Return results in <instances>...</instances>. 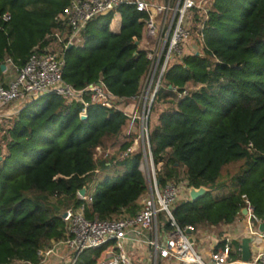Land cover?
I'll return each mask as SVG.
<instances>
[{
    "label": "trees",
    "instance_id": "trees-1",
    "mask_svg": "<svg viewBox=\"0 0 264 264\" xmlns=\"http://www.w3.org/2000/svg\"><path fill=\"white\" fill-rule=\"evenodd\" d=\"M67 4L0 0V16L10 15L0 22V64L9 57L22 66L35 47L55 51L54 39L46 37L59 29L55 18ZM237 6L239 0H214L202 52L166 68L151 106L148 140L154 164H161L157 181H185L188 188L207 190L173 209L180 227L231 225L243 218L246 202L264 222V0H249L236 12ZM118 13V31L111 30L113 14L100 17L104 22L94 33L88 27L98 19L65 51L63 79L75 89L101 79L115 97L139 93L149 61L143 51L133 57L138 48L132 38L143 37V26L133 8ZM174 90L187 95L177 98ZM159 104L165 108L155 115ZM81 108L48 95L0 129V264H38V249L63 238L61 214L80 205L77 192L86 183L97 180L86 206L88 219L140 209L147 183L139 170L141 152L127 151L135 138L125 133L128 119L90 106L81 121ZM107 143L112 158L95 161L94 149ZM24 160L29 163L22 167ZM12 164V173L4 174ZM109 169L115 174H105ZM90 251L77 264H95L98 256Z\"/></svg>",
    "mask_w": 264,
    "mask_h": 264
},
{
    "label": "built area",
    "instance_id": "built-area-1",
    "mask_svg": "<svg viewBox=\"0 0 264 264\" xmlns=\"http://www.w3.org/2000/svg\"><path fill=\"white\" fill-rule=\"evenodd\" d=\"M213 2L68 0V4L55 18L59 29L46 37L54 39L62 52L50 51L48 48L40 51L35 47L22 66L15 64L9 57H5L0 64V129L9 128L26 105L48 95L80 103V120L87 118L90 106L121 112L128 119L127 136L134 133V124L138 123L137 134L127 151L129 154L139 151L142 154L139 170L146 180L147 192L140 199V209L134 215L122 210L120 215L111 219H88L86 206L91 203L92 197L90 184H84L80 190L84 189L85 194L80 196V190L77 192L80 205L67 208L61 214L65 227L63 238L38 249V264H77L84 252L104 248L109 244L111 250L106 252L105 257L98 259L96 264H133L141 252L147 258L141 264H264V231L259 230L264 222L254 214L247 202L243 209L246 214L242 215L245 233L247 238L252 239V243L263 242L261 251L247 262H234L233 240L222 237L218 242H211L216 239L212 237L208 240L210 244L206 257L198 252V229L191 225L180 227L172 216L175 204L190 199V188L185 181L168 180L163 184L157 181L156 172L161 164H154L148 140L150 110L163 74L168 66L179 64L184 58L202 52L204 31ZM122 7L133 8L140 15L139 23L143 26V37L140 40L132 38L138 48L133 57L137 58L138 52L143 51L149 61L139 93L130 99L115 97L101 79L82 89H75L63 79L65 51L79 44L87 25L100 17L113 14V22L120 24L118 10ZM9 20L8 13L0 16L2 23ZM174 93L177 98L187 95V91L174 90ZM127 102L132 104L126 105ZM247 150L254 151L251 142H248ZM111 158V150H104L102 146L94 149L95 161ZM99 172V169L95 170L96 174Z\"/></svg>",
    "mask_w": 264,
    "mask_h": 264
},
{
    "label": "rangeland",
    "instance_id": "rangeland-1",
    "mask_svg": "<svg viewBox=\"0 0 264 264\" xmlns=\"http://www.w3.org/2000/svg\"><path fill=\"white\" fill-rule=\"evenodd\" d=\"M247 1H249V0H239V6H237L236 8H233V9H235L236 12H237L239 8L244 7V6L247 4ZM238 7H239V8H238ZM103 22H104V19H103V18L98 19L97 21H95L94 23H92V24L88 27V31L94 33L96 27L100 26ZM118 27H119V23L114 22V24H113V22H112V25H111V30H112V31H116ZM80 39H81V37H80ZM55 51H57V52H62V49H60V48H55ZM64 57H65V53H64ZM131 104H132V103L127 102L126 105H131ZM128 107H130V106H128ZM164 108H165V105H163V104L156 105V108H155V110H156L155 112H156V113H154V114L156 115L158 112H160V111L163 110ZM155 115H154V118H153V115L151 116V121H153V122H154V119H155ZM137 126H138V123L135 122V124H134V133L132 134V137H135L136 134H137V132H136V131H137ZM125 133H126V131H125ZM110 144H111V143H107V144L105 145V147H103V149H104V150H107V149L111 150V155H112L113 149L111 148V145H110ZM120 157H121V156H120ZM28 163H29L28 160H24V161H22V163H21L22 165H21V166L23 167V166L27 165ZM236 168H237V167H231L230 169H231V171H234V170H236ZM14 169H15V167H13V164H12V165L10 166V169L6 168V169L4 170V174H11L12 171H13ZM105 174L113 175V174H115V173H114V170H113V169H109L108 171L105 172ZM105 174L103 173V175H102V174L99 175L98 179H101ZM96 182H97V180H96V181H93V182L90 184V192H91V193H93L94 190H95V188H96ZM184 200H190V199H183V200H180V201H184ZM41 201H42V200H41ZM43 201L54 202V200H53L52 198H43ZM180 201H179L177 204H175L174 208L176 207V205H178V204L180 203ZM190 201H191V200H190ZM61 210L63 211L64 209L61 208ZM241 220H243V218L237 220V223L234 225V227H236V229H237V230H236L237 233H235V234H238V231L240 230L239 227L241 226V225H240V223L242 222ZM237 224L239 225V227L237 226ZM197 229H198V231H199V233H200L199 238H200V239H203V240H206V239H210V238H212V237H215V236H217V235H220V233L222 234V233L226 230V227H225V225H221V226H220V225H219V226H212V225L206 224V225H203L202 227H199V228H197ZM230 229H234V228H231V227H230ZM201 232H202V234H201ZM199 238L196 239V237H195V239L197 240V242H199ZM108 250H111V245H110V244H109L108 246L104 247V248L94 249V250L90 251V256H92V257H93V256H94V257H95V256H98V259H100L101 257H102V258L105 257L106 252H107ZM88 251H89V250H88ZM86 252H87V251H86ZM113 253H115V251H113ZM82 256H83V255H81V256L78 258L77 263H79V262L81 261ZM98 259L96 260V262L98 261ZM234 259H235V258H234ZM143 260H147V258L145 257L144 253L141 252V254H140L139 256L135 257V259L133 260V264H141V261H143ZM12 264H17V263H12ZM19 264H22V263H19ZM95 264H96V263H95ZM147 264H149V263L147 262Z\"/></svg>",
    "mask_w": 264,
    "mask_h": 264
},
{
    "label": "crops",
    "instance_id": "crops-1",
    "mask_svg": "<svg viewBox=\"0 0 264 264\" xmlns=\"http://www.w3.org/2000/svg\"><path fill=\"white\" fill-rule=\"evenodd\" d=\"M116 23H118V22L116 21ZM113 24H114V22H113ZM119 28H120V24H119V27L117 28L116 31H118ZM242 215H243V211H242ZM241 221L242 222L240 223V225H241L240 227L237 224V226L240 229L238 231V234H235V233H237V231H236L237 229H236V227H234V225L237 223V221H235L231 225H225L226 230L222 234L220 233V235L215 236L216 239L211 240V242H218L222 237H230L233 240V242H237L239 244V246H238V248H235V252H234V255L232 257V260L234 262L239 261V260L241 261V252L239 251L241 240H242V238H247V234L245 233V231H246L245 222H244V220H241ZM230 227L234 228V229H230ZM201 234H202V232H201ZM208 240L209 239H206V240L200 239V241L198 242V245H197L198 252L204 257H206V254L209 251V244L210 243H208ZM262 247H263V242H261V241H255V242L251 243V245H250L251 257L257 255L261 251Z\"/></svg>",
    "mask_w": 264,
    "mask_h": 264
},
{
    "label": "water",
    "instance_id": "water-1",
    "mask_svg": "<svg viewBox=\"0 0 264 264\" xmlns=\"http://www.w3.org/2000/svg\"><path fill=\"white\" fill-rule=\"evenodd\" d=\"M1 69H3V66L1 67ZM86 119H87L86 117L81 118L82 121H85ZM206 191L207 190L205 188H199V189L190 188V192H189L190 200L195 201L196 199L202 197L206 193ZM78 194L80 196H83L85 194V190L84 189L80 190ZM243 214H246V210H243ZM259 230L261 232L264 231V224H261L259 226ZM251 243H252L251 238H243L241 241L240 249H241L242 262H247L251 257V252H250Z\"/></svg>",
    "mask_w": 264,
    "mask_h": 264
}]
</instances>
